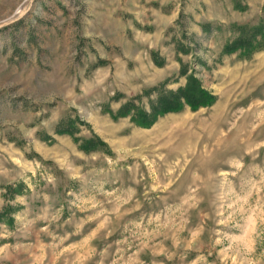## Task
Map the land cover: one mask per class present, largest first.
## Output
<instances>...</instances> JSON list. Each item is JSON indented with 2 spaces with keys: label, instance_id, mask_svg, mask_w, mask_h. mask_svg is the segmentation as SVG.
I'll return each mask as SVG.
<instances>
[{
  "label": "rangeland",
  "instance_id": "1",
  "mask_svg": "<svg viewBox=\"0 0 264 264\" xmlns=\"http://www.w3.org/2000/svg\"><path fill=\"white\" fill-rule=\"evenodd\" d=\"M262 26L264 0H0V264H264ZM192 76L216 100L156 115Z\"/></svg>",
  "mask_w": 264,
  "mask_h": 264
},
{
  "label": "trees",
  "instance_id": "2",
  "mask_svg": "<svg viewBox=\"0 0 264 264\" xmlns=\"http://www.w3.org/2000/svg\"><path fill=\"white\" fill-rule=\"evenodd\" d=\"M259 28L260 29L257 30H261V27ZM262 28H264V26H262ZM262 36L264 37V30L262 31ZM243 39L244 35L242 33L232 45L227 46L225 49H227L228 52L235 50L239 41L241 42ZM170 95V98L162 97L159 101L158 107H154L156 115L170 111H179L185 106V104L190 105L193 109H198L200 106L210 105L216 100V97L204 89L199 80L194 76L189 78L188 84L185 88L178 90V92H171ZM133 119L140 125L150 124L146 121L138 120L135 117H133ZM16 192L20 193L21 190L17 188Z\"/></svg>",
  "mask_w": 264,
  "mask_h": 264
}]
</instances>
